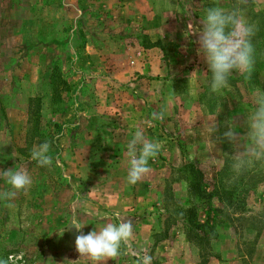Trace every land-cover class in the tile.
Returning a JSON list of instances; mask_svg holds the SVG:
<instances>
[{
	"label": "rangeland",
	"instance_id": "obj_1",
	"mask_svg": "<svg viewBox=\"0 0 264 264\" xmlns=\"http://www.w3.org/2000/svg\"><path fill=\"white\" fill-rule=\"evenodd\" d=\"M234 3L0 0V170L22 165L33 177L27 193L0 201V264L79 259L74 217L84 234L132 223L130 244L106 264H264V163L233 173L237 146L225 136L235 125L246 143L251 91L264 92V0L243 6L255 65L249 79L233 72L228 90L211 92L188 29L202 28L204 9ZM136 127L163 148L130 185ZM45 141L53 162L39 167L30 153Z\"/></svg>",
	"mask_w": 264,
	"mask_h": 264
},
{
	"label": "clouds",
	"instance_id": "obj_2",
	"mask_svg": "<svg viewBox=\"0 0 264 264\" xmlns=\"http://www.w3.org/2000/svg\"><path fill=\"white\" fill-rule=\"evenodd\" d=\"M246 4L247 0H235L229 8L209 7L203 10L202 28L195 29L191 24L188 25L190 32L198 33L199 51L211 72L209 86L213 93L230 89L229 80L233 72L249 79L254 70V48L251 43L254 26L245 15L243 6ZM251 105L245 121L246 143L241 145V138L235 132V125L230 126L225 133V136L237 146V150L229 158L231 169L236 175L242 174L255 163H264V92L253 89ZM164 117V109L152 113L153 121L162 122ZM215 127V123L206 126L210 144L212 142L209 137L215 131ZM162 148V141L148 138L143 128H135L127 142L125 152L128 163L127 182L130 185L137 184L151 171L149 161L155 160ZM50 149L51 144L47 141L34 145L30 160L35 161L39 167L51 166L53 158ZM0 179L9 186V190L0 191V201L10 202L18 192L27 193L33 185V177L22 165L0 170ZM72 224V228L79 233L75 238L79 259L65 260L68 264H80L81 259L85 260L86 264H106L120 255L122 246H128L134 235L132 223L127 220H122L118 224L107 223L98 226L87 234L81 231L86 224L79 222L75 217ZM140 264H151V257L143 256Z\"/></svg>",
	"mask_w": 264,
	"mask_h": 264
},
{
	"label": "trees",
	"instance_id": "obj_3",
	"mask_svg": "<svg viewBox=\"0 0 264 264\" xmlns=\"http://www.w3.org/2000/svg\"><path fill=\"white\" fill-rule=\"evenodd\" d=\"M59 80H60V81H59L60 84H62V85L66 84L64 80H62V79H59Z\"/></svg>",
	"mask_w": 264,
	"mask_h": 264
}]
</instances>
